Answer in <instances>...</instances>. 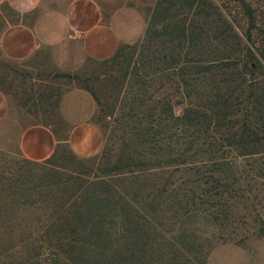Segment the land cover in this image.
I'll return each mask as SVG.
<instances>
[{
	"label": "trees",
	"instance_id": "16d2710c",
	"mask_svg": "<svg viewBox=\"0 0 264 264\" xmlns=\"http://www.w3.org/2000/svg\"><path fill=\"white\" fill-rule=\"evenodd\" d=\"M263 15L254 0H156L141 38L90 57L104 66L80 87L119 143L91 157L71 151L68 166L52 162L55 150L21 155L42 166L34 224L54 240L45 264H207L209 228L225 240L255 227L262 166L245 158L264 156Z\"/></svg>",
	"mask_w": 264,
	"mask_h": 264
},
{
	"label": "rangeland",
	"instance_id": "374dc122",
	"mask_svg": "<svg viewBox=\"0 0 264 264\" xmlns=\"http://www.w3.org/2000/svg\"><path fill=\"white\" fill-rule=\"evenodd\" d=\"M67 1L46 0L41 10L52 7L63 8ZM155 1L98 0L104 12V21L108 20L113 10L123 5L130 6V9L138 12L139 18L136 14L131 15L132 18L138 19L132 23L139 33L136 40L144 34ZM254 1L257 4L264 2V0ZM38 14L32 12L23 16L16 15L8 10L1 0L0 33L9 24L20 20L32 24ZM237 21L244 27L247 26L242 22L241 17H237ZM262 22L260 28H264V15ZM78 42V39L66 38L64 42L54 47L42 46L30 57L19 61L0 54V90L7 95L21 126L32 123L43 124L50 127L59 139H64L73 125L86 120L92 121L102 131L103 144L107 143L115 150L119 143L113 133V126L116 124L111 125L108 119L103 121L100 119L95 101L80 87L84 78L93 76L94 72L102 71L104 65L97 63L83 52ZM101 82L104 81L97 80L92 85L98 87ZM194 89L198 94L197 90L200 89L195 85ZM181 99L184 98L179 94L174 98L178 101ZM195 101L198 102L200 99ZM176 105L175 111L179 112V102ZM224 149L230 153V148ZM71 151L66 143H58L52 162L62 166L70 165ZM246 159H249V163L245 161L246 168H251L250 162L254 164L260 161L258 166H262L260 177L257 179L260 187L257 190L259 198L254 200V207L250 211L252 217L258 215L260 221L252 224L251 220H247L255 227L248 226L244 230L241 226L235 229V232L226 234L225 236L231 238L225 240L217 238L219 231L216 228H209L208 233H212L216 242L208 255L207 264H264V233L258 230V227L262 228L264 225V156ZM38 167L42 166L25 161L15 144L0 149V219L6 224L13 221L12 226L15 227L12 230L0 229V253H7L4 264H45L43 257L46 253H52V245L49 241L54 240H51L42 228L36 230L34 224L37 218L34 212V175L40 172ZM75 167L78 165L75 164ZM48 219L49 216L45 214L40 217L39 222L45 226L50 223ZM244 219H248L246 214ZM12 256L17 260L11 262Z\"/></svg>",
	"mask_w": 264,
	"mask_h": 264
},
{
	"label": "crops",
	"instance_id": "0c3cea01",
	"mask_svg": "<svg viewBox=\"0 0 264 264\" xmlns=\"http://www.w3.org/2000/svg\"><path fill=\"white\" fill-rule=\"evenodd\" d=\"M2 1L21 16L39 13L34 23L20 20L0 33V51L11 60L26 59L40 47H54L66 38L78 39L83 52L91 58L101 59L112 55L120 42H132L139 36L132 23L138 21L136 17L140 15L127 5L113 10L104 21L98 0H68L63 8L44 10L41 8L46 0ZM134 14L136 17L132 18ZM20 124L7 95L0 90V149L15 144L20 155L42 161L52 155L60 142L66 143L79 157L95 155L103 145L102 131L92 121L73 125L64 139H59L46 125Z\"/></svg>",
	"mask_w": 264,
	"mask_h": 264
}]
</instances>
